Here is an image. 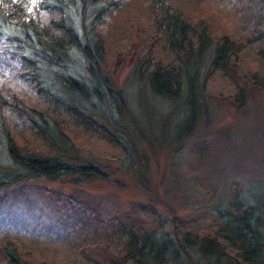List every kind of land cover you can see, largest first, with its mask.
I'll list each match as a JSON object with an SVG mask.
<instances>
[{"label": "rangeland", "instance_id": "obj_1", "mask_svg": "<svg viewBox=\"0 0 264 264\" xmlns=\"http://www.w3.org/2000/svg\"><path fill=\"white\" fill-rule=\"evenodd\" d=\"M121 1L100 33L102 71L123 99L100 104L91 98L85 104L116 140L87 133L65 116L59 122L71 143H60L57 153L34 135L18 136L29 150L96 166L102 177L77 178L78 184L34 178L0 190V264L7 241L16 244L23 264H108L124 255L130 231L209 235L214 212L230 207L236 190L245 204L264 211V54L257 52L264 44L249 47L244 40L246 0H174L186 18L216 37L232 35L242 49L226 72L209 66L212 49L204 56L197 120L190 128L187 91L170 99L150 88L153 64H177L157 27V10L149 0ZM37 3L30 6L34 20L47 17L36 11ZM24 35L23 25H8L0 12V100L38 101L10 54L29 50ZM241 90L244 104L237 100ZM7 115L0 105V120ZM176 259L234 264L228 256L204 257L198 246L184 245Z\"/></svg>", "mask_w": 264, "mask_h": 264}, {"label": "trees", "instance_id": "obj_2", "mask_svg": "<svg viewBox=\"0 0 264 264\" xmlns=\"http://www.w3.org/2000/svg\"><path fill=\"white\" fill-rule=\"evenodd\" d=\"M32 1L0 0V12L5 13L6 23L23 25L27 31L24 38L29 50L19 48L21 54H10L19 64L17 75L28 82L38 99L35 103L17 96L0 100L9 116L0 120V190L34 178L50 182L64 179L71 184H78L77 178H101L103 173L98 167L73 165L60 156L29 150L18 141V136L22 137L25 132L34 135L44 147L57 153L60 143H71L59 122V118L65 116L87 133L114 142L115 135L85 104L93 99L100 104L109 99H123L122 92L102 71L105 45L100 33L109 13L119 9L122 1L37 0L36 11L47 13V17L40 15L42 18L37 17V20L31 14ZM149 2L158 12L157 27L177 62L171 67L153 64L150 88L155 94L170 99L179 98L186 90V109L193 110L185 125L190 128L197 120L202 76L199 65L204 56L212 49L209 66L212 70L226 72L242 49L232 35L216 37L208 26L186 18L174 0ZM246 2L244 40L249 47L260 46L264 44V0ZM257 52L264 54L263 49ZM0 70L5 71L4 66L0 65ZM244 97L241 90L238 102L244 104ZM213 220L215 230L205 236L187 232L174 236L139 235L130 231L124 255L111 259L108 264H181L176 257L184 245L198 246L200 254L208 258L228 256L234 264H264V211L245 204L236 190L231 206L218 208ZM3 251L4 264H23L12 241H7Z\"/></svg>", "mask_w": 264, "mask_h": 264}]
</instances>
